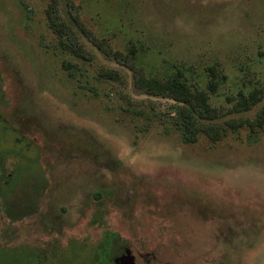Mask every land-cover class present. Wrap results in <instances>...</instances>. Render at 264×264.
Returning <instances> with one entry per match:
<instances>
[{
	"label": "rangeland",
	"instance_id": "obj_1",
	"mask_svg": "<svg viewBox=\"0 0 264 264\" xmlns=\"http://www.w3.org/2000/svg\"><path fill=\"white\" fill-rule=\"evenodd\" d=\"M173 77L209 109L187 143L181 103L142 88ZM0 87L22 139L13 157L0 137L2 174L39 189L21 214L0 203V252L264 264V0H0Z\"/></svg>",
	"mask_w": 264,
	"mask_h": 264
},
{
	"label": "trees",
	"instance_id": "obj_2",
	"mask_svg": "<svg viewBox=\"0 0 264 264\" xmlns=\"http://www.w3.org/2000/svg\"><path fill=\"white\" fill-rule=\"evenodd\" d=\"M50 26L53 32L62 39V43L60 44L61 47H64L67 51L77 56L85 58L84 51L81 49L79 50L78 41L74 38L71 30L67 26L58 23L54 19L50 20ZM115 57L119 58L120 56L115 54ZM177 79L178 78L173 77L163 83L151 81L143 85L142 88L148 95H164L173 101L181 103L176 109V116L181 133V140L187 143L192 141L195 133L202 130L199 121L209 116V109L202 93L194 89H189L183 82ZM0 104H4L1 87ZM13 134H15V131L0 117V137H7L8 139L10 138V140L13 139L12 145L4 148V150L6 149L3 152L5 156L11 155L16 157V143H19V140L22 139L18 138L17 135L14 137ZM29 142L31 143V141ZM17 169L15 170V168H13L9 173L3 175L0 167V203L3 208L7 209L6 203L8 202V207L16 209V214H21L26 211L28 205H33L34 201H32V199L35 193H38L39 189L38 186L34 184V178L30 177L29 173L22 172L23 169H27V167L22 168L18 166ZM28 190L32 193V199L27 195ZM96 254L98 255V258L96 257L98 263H104V257L102 258L101 251L98 252L96 250ZM0 264H44V258L40 256V254L36 256L30 253L21 255L17 250L16 254L12 251H1Z\"/></svg>",
	"mask_w": 264,
	"mask_h": 264
},
{
	"label": "flooded vegetation",
	"instance_id": "obj_3",
	"mask_svg": "<svg viewBox=\"0 0 264 264\" xmlns=\"http://www.w3.org/2000/svg\"><path fill=\"white\" fill-rule=\"evenodd\" d=\"M109 251V256L113 258V261H111L112 264H124V256L127 253H130L127 244L121 243L120 245H118V242H115L114 240L111 241ZM131 264L133 263L131 262Z\"/></svg>",
	"mask_w": 264,
	"mask_h": 264
},
{
	"label": "water",
	"instance_id": "obj_4",
	"mask_svg": "<svg viewBox=\"0 0 264 264\" xmlns=\"http://www.w3.org/2000/svg\"><path fill=\"white\" fill-rule=\"evenodd\" d=\"M125 259H126V261H125V264H129L131 261V259H130V257L129 256H127V257H125Z\"/></svg>",
	"mask_w": 264,
	"mask_h": 264
}]
</instances>
